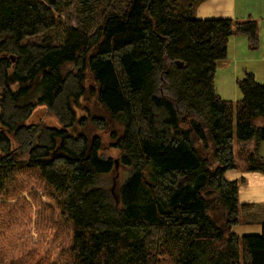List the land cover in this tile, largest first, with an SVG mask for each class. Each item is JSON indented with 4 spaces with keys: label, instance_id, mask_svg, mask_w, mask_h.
<instances>
[{
    "label": "trees",
    "instance_id": "1",
    "mask_svg": "<svg viewBox=\"0 0 264 264\" xmlns=\"http://www.w3.org/2000/svg\"><path fill=\"white\" fill-rule=\"evenodd\" d=\"M202 1L0 0V214L27 196L42 220L54 209L49 264H264V224L259 235L233 232L251 206L225 178L240 166L264 172V84L248 73L240 100L215 87L230 37L257 50L260 24L200 19ZM87 94L102 114L78 115ZM40 105L61 125L28 123ZM112 119L132 167L118 208L98 186L116 168L101 154ZM31 171L36 180L17 195ZM1 246L0 264L42 262Z\"/></svg>",
    "mask_w": 264,
    "mask_h": 264
},
{
    "label": "crops",
    "instance_id": "2",
    "mask_svg": "<svg viewBox=\"0 0 264 264\" xmlns=\"http://www.w3.org/2000/svg\"><path fill=\"white\" fill-rule=\"evenodd\" d=\"M200 19L231 18L245 20L253 18L260 24V47L252 50L249 39L244 35L231 36L227 58L218 63L215 74L217 93L225 100H240L243 92L238 81L252 73L264 84V0H204L196 10ZM248 146L255 147L250 141ZM259 155L264 158V141L258 146ZM225 178L239 181V201L250 205L241 213L240 223L232 230L238 235H259L264 224V172L248 171L244 166L226 171Z\"/></svg>",
    "mask_w": 264,
    "mask_h": 264
},
{
    "label": "rangeland",
    "instance_id": "3",
    "mask_svg": "<svg viewBox=\"0 0 264 264\" xmlns=\"http://www.w3.org/2000/svg\"><path fill=\"white\" fill-rule=\"evenodd\" d=\"M69 12H65V16H68ZM37 38H31L35 40ZM74 70L73 65H67L64 69L65 73ZM93 84L91 76L88 75L86 85ZM1 111V107H0ZM102 109L96 99V96L87 94L80 99L77 105V112L79 116H88L91 118L96 114H102ZM28 123H42L50 126H60V119L52 113L46 105L38 106L31 117L28 119ZM122 125L116 120L110 121V126L105 130L100 131V134L104 140V147L101 150V154L104 157H111L118 160L116 168L113 172L105 178H102L98 182V186L103 187L109 193L111 200L116 204L117 208L121 204L116 203L112 188L116 184V193L121 183L132 172V167L124 164L122 161V151L114 146V140L112 139V132L117 131L120 134ZM93 132H98L97 129H93ZM34 173V172H33ZM31 172L22 173L18 178L17 195L24 191V186H32L36 180L35 173ZM19 189V190H18ZM40 191V190H39ZM42 191V190H41ZM25 192V191H24ZM27 193H25L26 196ZM27 202H22L13 209H5L1 207V227H0V240L3 248L2 252H8L9 250H15L13 253L18 255H25L26 253L34 254L36 259H40V264H49L52 258L57 257L58 240L53 237L54 228L57 222V216L54 212L49 211L48 218L42 220L37 216V211L40 205L38 201H33L30 196H27ZM13 199V198H12ZM17 200V199H15ZM44 201L49 202V199L44 197ZM21 208V212L20 211ZM1 246V247H2Z\"/></svg>",
    "mask_w": 264,
    "mask_h": 264
},
{
    "label": "water",
    "instance_id": "4",
    "mask_svg": "<svg viewBox=\"0 0 264 264\" xmlns=\"http://www.w3.org/2000/svg\"><path fill=\"white\" fill-rule=\"evenodd\" d=\"M13 60H15V57H13ZM176 63H177L178 65H183V62H180V61H176ZM115 163H116V166H117L118 160H115ZM115 189H116V184H115L114 187L112 188V191H113V193H114V197H115L117 203H119L120 198H119L118 193H116V190H115Z\"/></svg>",
    "mask_w": 264,
    "mask_h": 264
}]
</instances>
